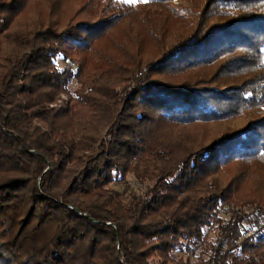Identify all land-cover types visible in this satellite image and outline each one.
<instances>
[{"label":"trees","instance_id":"obj_1","mask_svg":"<svg viewBox=\"0 0 264 264\" xmlns=\"http://www.w3.org/2000/svg\"><path fill=\"white\" fill-rule=\"evenodd\" d=\"M63 2L0 0V264H264V0Z\"/></svg>","mask_w":264,"mask_h":264},{"label":"rangeland","instance_id":"obj_2","mask_svg":"<svg viewBox=\"0 0 264 264\" xmlns=\"http://www.w3.org/2000/svg\"><path fill=\"white\" fill-rule=\"evenodd\" d=\"M48 1L50 2V0H48ZM82 1H85V0H64L63 4L65 6L62 7V10L64 9L65 12L70 13V10H71L70 6L81 5ZM46 2H47V0H30V5L28 6L29 10L27 11L28 12L27 15L33 16L36 9H38L39 7L44 9L45 6H43V5L46 4ZM64 7H66L68 11ZM262 52H263V60H264V46L262 47ZM198 129H201V128L198 127ZM239 169H240V166H238V164H236L235 162L232 163L231 165L230 164L227 165V170H228L227 172L229 175H234V173L236 171H239ZM257 174H258L257 171H252L249 174V176L247 177V179H245L246 182H245V184L242 187L241 192H240L241 196H245V195L249 194L251 192V190H254V191L257 190L261 193L262 192L264 193V188H263V191L258 190L259 188H261V186H260V180L257 178ZM127 178L130 181L133 180L132 175H130V174L127 175Z\"/></svg>","mask_w":264,"mask_h":264}]
</instances>
